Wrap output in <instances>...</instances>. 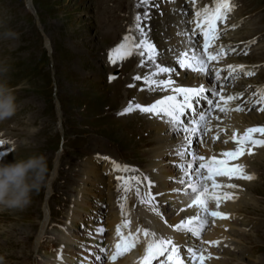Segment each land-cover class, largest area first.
<instances>
[{"label": "rangeland", "instance_id": "obj_1", "mask_svg": "<svg viewBox=\"0 0 264 264\" xmlns=\"http://www.w3.org/2000/svg\"><path fill=\"white\" fill-rule=\"evenodd\" d=\"M114 1L117 0H32L33 11L26 0H0V82L14 90L17 104L15 114L0 122V138L8 140L11 149L19 146L2 162L43 155L48 165L40 190L33 192L26 207L0 210L4 214L0 217V256L3 257L0 264L36 263L37 252H31L26 261L17 260L14 255L21 251L23 242H28L29 233H33L29 242L36 241V226L39 229V223L45 218L41 206L47 201L46 181L54 184L58 175L54 190L48 196L53 213V222L47 229L50 233L64 225L65 214L74 203L85 163L92 157L87 151L89 146L93 150L105 149L108 157L121 159L118 164L125 168V161L147 167L151 160L145 157L156 139L145 128L146 117L134 119V113H131L127 119L117 120L107 111L110 106L115 112L119 108L117 98L128 93L125 76L110 84L114 70L106 65V58L111 55L108 46L113 44L114 31L119 27L115 25L120 14H115L112 9ZM245 2V26L251 22L253 25L248 31L243 30L244 34H240L238 40L261 36L260 51L253 52L252 60L260 63L264 61V0ZM112 23L113 29L110 28ZM249 31L260 33L248 37ZM117 70L119 75L121 69ZM260 70L261 75L256 81L262 84L264 66ZM134 94L135 89L134 92L131 90L130 97ZM259 122H264V116ZM28 130L33 132L32 136ZM59 155L60 174L57 168L51 179ZM258 156L262 159L255 157L250 165L259 170V178L250 183L253 186L249 184L248 192L257 191L259 195L253 194L251 204L240 206L238 212L242 217L239 226L234 228L237 230L242 223L246 226L235 242L226 244L225 248L229 250L223 251L225 259L220 264H264V152ZM77 170L82 174L76 175ZM112 193L113 197L118 194L113 189L110 195ZM105 199L112 205V200ZM123 203L127 209L133 206L127 204V200ZM51 244L43 245L42 250L46 247L45 250L53 253L56 248H51Z\"/></svg>", "mask_w": 264, "mask_h": 264}, {"label": "bare ground", "instance_id": "obj_2", "mask_svg": "<svg viewBox=\"0 0 264 264\" xmlns=\"http://www.w3.org/2000/svg\"><path fill=\"white\" fill-rule=\"evenodd\" d=\"M26 1L29 8H31L34 11L35 9L32 4V0H26ZM252 25L253 22L249 23V25L245 27V30L247 29L248 31V29L250 28V26L252 27ZM235 32L236 31L230 32L228 36L235 35ZM255 33L258 34L260 32L258 31L247 32L248 37H252ZM240 34H244L243 31ZM237 37L238 38L240 37L239 32L237 33ZM171 38L172 39L168 40L167 42H155L157 44L156 45L157 49L160 50L162 55H164V53L170 52L169 54H173V56L176 57L177 54L181 53L180 50L182 49L187 50L186 48H188L189 42L192 39V38L188 39L187 35L184 34V32L182 31L181 32L178 31L177 35L171 36ZM245 39H247V37ZM239 40H243V39L240 38ZM235 41H238V39H236ZM187 53H188V57L192 58L193 54L191 53V51H188ZM211 64L212 61L209 62V65ZM182 70L187 72V70L185 69ZM236 71H241V70L237 69ZM196 73H197L196 77L194 76L195 77L194 80L196 81L193 83L187 82L182 78L175 79V81L178 85H185L186 87H195L197 83L204 84L207 87L208 81L206 79V75L204 73H198V72ZM146 92H147V87L140 88L138 94V99L140 101L144 102L146 99L152 97V96L146 97L145 96ZM170 93H171V89H162V91L154 97L153 101L157 100V98H159L160 96L168 95ZM177 99H181V96L179 98L177 97ZM133 115L135 117L138 116L136 113H134ZM263 116L262 117L257 116L255 115V113L245 115L243 112L234 111L232 114L229 115L228 121L227 119L222 118L221 123L217 127L212 128L211 129L212 131L205 136L203 141V147H204L203 149L210 156L216 155L225 158L226 156L224 155V153L227 150H223L221 148L222 147L221 143L222 140H228V137L230 135V133L225 130L226 129L230 130L231 135L233 133L239 135V132L236 130V127L234 126L242 125L243 128L255 127L254 123L259 122V120H261ZM207 126H209V124H207ZM145 128L149 129L150 132L153 134L152 136H155L156 139V144L154 146L152 145L153 147L147 150L148 153L146 152L147 156L145 158H148V160H150L151 158V164L149 165V170L153 171L155 177L154 179L156 183L155 187L156 189H158V191L156 190V193H162L166 197V199L164 200L162 198V195H158L159 197H157L156 200V201H160V204L157 207H160V211L163 213V216L158 215L156 212L152 211V209L156 206L154 205L151 206L149 204L143 203L142 200L139 198V196H137L135 193L127 192L126 194L125 193L120 194L118 192V194L115 197L112 196L113 193L110 195V191H112L113 189L112 183L110 182L111 178H108L109 181L105 182V187L102 188L100 184H102L104 180H102L101 177L102 173L100 170L102 165L106 163V160L103 157L106 156V154L102 153V155H98L97 154L98 152H96L98 150L95 149L93 150L92 146H89L87 151L88 153L92 154V157L88 159L85 163L84 170L82 171L83 175H81L83 176V180L79 179V183H78L79 185H77L78 186L77 196H75L74 203L67 210L65 214L66 220L63 221L64 225L62 226L59 225L57 229L54 228L50 233L47 232V229L51 225V222L53 220L52 219L53 213L51 212V205H50V201H48L49 199L48 196L51 195L54 190L53 188L56 183V179L58 177L57 175L54 184L51 183V181L49 182L46 181V186L48 187L47 188L48 195L46 197L47 201L42 206L39 205L42 207V211L45 212V218L41 221V223H39V229L36 226V230H37L35 234L36 241L33 244H31L32 242H29L33 239V233L32 232H31L32 234L29 233V235H27L28 242L26 243L23 242L24 246L22 245L23 247L21 251H18V254L14 255L16 256L17 260L25 259L26 261V259L30 256L31 252L38 253V256L36 257L37 260L35 259L36 260L35 264H89L90 260L91 259L94 260L96 259V257H100V259L103 260L104 259L103 255L107 254V251L105 253L103 252L104 250H101L100 252L97 251V248L99 246L104 248V244H102V242L101 243L97 242L98 239L101 237V232L97 231L99 227L95 225V223L93 222V218L96 215H98V210L95 209V207L97 206L96 202H98L100 199L102 200L105 197H107V199L112 200V205L110 204L111 217L110 219L108 218L107 220L108 225L106 226L111 234L110 235L111 244H109L110 249L108 251L109 256L113 251H115L116 242L120 238L117 235V231H116L117 226L118 225L123 226L124 221L128 220L130 221V224L128 226L122 227V231L124 233H127L130 230L135 231L137 227H141V228L146 227L149 228L151 231L156 232L158 236L170 237L174 241H179L180 243L185 242L187 244V248L185 255H183V257L188 256L185 258L186 259L185 263L187 264H192V259L187 252L188 248H193L192 243L196 245L193 249H197L198 251H203L206 257L203 264H220V262L225 259V254H223V251L228 252L227 250H229L225 248L226 244L228 242H235L236 241L235 238L241 234L239 232H243L244 227L246 226L245 223H242L241 224L242 226L239 227L237 230H235L234 228L236 225L239 226V220L237 216L239 218L241 217V215L238 212L240 210V206H242V204L244 203H245L244 205L246 204L249 205L253 201V198L248 194L249 192L245 191L241 187L243 183H247L249 180L237 179L236 184L239 185L238 188H231V187L218 188L216 190L217 194L222 193V190H224L223 193L225 197H228V195L231 194L229 198L221 199L219 203V207L216 206L215 200L208 201V205L211 210L222 211L224 213L229 214L226 218L212 217L211 215H207L206 216L207 222L200 230V236H195L192 233L180 232L175 228L170 227V225H174L178 223L181 219H186L189 215L205 216L202 209L185 207V204L191 203V199L189 196V193H191L190 188H187L186 191H180V192L172 191V189L174 188L184 189L186 187V184L193 183L194 181L197 180V178L194 175L183 176L181 169L179 168V164L181 163L185 164L186 162L189 161L186 159L191 158L188 155V153H185L182 157H178L177 155H175L177 151H181L180 145L183 143L182 135L184 134L175 132L173 125L167 122L166 117L165 119L162 120L154 116V119H151V121L146 123ZM199 128H200V124H199ZM221 132L223 133V137L222 140L218 141L220 145L218 147H212L211 143L214 140H218L217 136H220ZM27 133H29L30 136L33 135V132L30 130H28ZM213 137H217V138L214 139ZM198 138H199L198 135L190 137L191 141L194 143L193 150H195L198 155H203L206 157L207 155H204L203 151H201L200 148L201 143L199 144ZM4 141L5 144L0 145V153L4 152V154L7 155L8 152L11 150V144L9 143L8 140H4ZM233 143L234 140L232 139L227 143L229 147L228 150H232L235 147L233 146L234 145ZM149 144H152V142H149ZM189 148L191 147L189 146ZM258 148L259 147L256 148L252 147L251 153H254V151L257 150ZM261 152H264L263 145L259 149V151H257V154L253 155L254 156L253 158L255 159V157L257 156L260 159L261 157L258 156V154H260ZM60 156L61 155H59V158L57 157L55 160V168L50 175V177L52 176L51 179H54L55 176L54 173L56 172L57 168L59 169L58 174H60V165H61ZM247 157L248 155L242 158L241 161L244 162L243 160H246L245 158ZM248 161L249 160L247 159L246 162L244 163H247ZM185 167H187V163L185 164ZM243 168L245 170V167ZM82 173L80 170H77L76 175H80ZM178 174L181 175V179L182 177H184V179H192V180L185 181V185H181L179 183V180H176L177 177L179 176ZM218 179H221L225 184L228 183L233 184V182L231 180L229 181L227 177L218 178ZM161 181L163 184H160ZM125 184L126 185L128 184L127 180ZM245 185L250 186L249 183ZM169 192H171L173 196H170ZM127 195L130 196L131 198L129 197L128 199ZM115 198H116V202H114ZM126 200H127V204L133 205L130 206V209L124 207L126 203L123 202H126ZM164 202H167V204L170 203L171 206L176 207L178 209L175 210L173 207L168 208L167 206H165L166 203ZM257 203L258 200L255 201V206H257ZM116 204H119L118 207L116 206ZM2 215L4 214L0 212V217H2ZM165 220L168 221L167 224L164 222ZM33 226H35L34 223ZM214 241H217L218 243H211ZM137 242H143L142 234L140 236L139 241ZM54 243H58V247L55 249L53 253L45 250L46 247L44 250H42L43 245L47 246L48 244H51L52 247ZM97 244L98 246H96ZM229 245H231V243ZM200 246H203V248L202 247L198 248ZM138 253L141 255L143 254L142 248L138 250ZM127 257L128 255H126V257L119 256L116 261H111L109 259L110 260L109 264H123V262L126 260Z\"/></svg>", "mask_w": 264, "mask_h": 264}, {"label": "snow or ice", "instance_id": "obj_3", "mask_svg": "<svg viewBox=\"0 0 264 264\" xmlns=\"http://www.w3.org/2000/svg\"><path fill=\"white\" fill-rule=\"evenodd\" d=\"M143 3H147V0H142ZM195 3V0H193ZM235 5L232 0H215L214 7L203 6L201 9L195 12V25L196 28L200 29L203 33V53L199 58H195V53H193V58L188 57V53L185 52L183 56L177 54V62L179 68L185 70H193L198 73H204L206 75H212L215 73L217 81L221 79V70L218 67H209V62L219 61L221 56L224 55L223 49L217 51L211 47L212 42L218 38V21H226L228 14L233 11ZM147 13L142 17L140 14L136 16L135 27L141 31V39L138 43H121L111 50V55L109 60L112 63H116L117 58L123 60L125 57L132 55L133 49L139 52L141 57L147 56L149 63H153L157 60V48L154 43H152L148 38L146 32L143 30L141 25L142 19H148ZM193 35L195 33L193 32ZM125 41H128L130 37H125ZM191 39V37H189ZM141 64L144 60L141 59ZM228 69L235 73L237 69L245 71V65H227ZM156 73L167 74L165 79H149V77H143L146 85L151 89L153 85L156 88L171 89L172 95H164L161 99L155 100L150 104H140L136 103L133 105L129 103L128 107L123 109V113H129L133 111V108L139 109L144 113L154 115L160 119L167 118V122L174 127V131L177 133H182L183 143L180 145L181 151H177L175 155L182 157L185 153L190 154L191 159L187 162V167L185 164H179L183 176L194 175L197 180L193 183L186 184L184 189L174 188L172 191L180 192L186 191L187 188L191 189L189 193L191 203L185 204V207L189 208H199L202 209L205 216L199 215H189L186 219H181L178 223L170 225V227L183 233H192L195 236H200V230L204 226L206 221V216L211 215L212 217L226 218L229 214L222 211H213L209 208L208 201L215 200L216 206L219 207V203L222 198L225 197L223 193L217 194L218 188L231 187L238 188L239 185L228 183L225 184L221 179L227 177L229 181L235 177L237 179H254V174L247 173L243 166L239 163L229 164L228 161H236L240 156L244 155L245 150L251 152V148H248L250 144L264 145V139H256L253 134L260 133L264 136V126H256L247 128L242 135H237L235 133L230 137L232 140L238 142L239 147L234 148V150H228L224 153L227 159L218 158L216 155L206 158L203 155H198L195 150L189 149L192 141L190 137L196 135L199 129V124L201 121L205 122V130L207 129V113L204 111L197 112L195 108V103L201 98L207 101L209 110L213 108L220 109L221 112L225 110L227 102H231L237 99L234 95L224 94V89L222 87L217 89H212V94L214 97H218L215 100L209 96L210 89L204 84H200L196 87H185L183 85H178L176 81L172 78L174 75H179L176 68L165 67L161 64H156ZM247 75L251 76L253 73L251 71L247 72ZM137 80L141 79V76H136ZM181 96V99H177V96ZM242 95V93L240 94ZM221 102H225L222 104ZM261 103V101H257ZM237 109H240V104L236 105ZM186 110H191L187 112ZM122 113V114H123ZM195 114V115H193ZM191 115V121H188V116ZM198 117V119H197ZM186 121H188L186 123ZM192 125V126H189ZM214 139L217 137H213ZM5 144L3 139H0V145ZM3 153H0L2 155ZM196 167H193V165ZM191 170V171H189ZM118 179H120L118 177ZM147 180V186L149 188L148 195L150 199L146 201L151 203L155 196L163 195L162 193H152L151 185L154 183L152 180L145 177ZM179 183L185 185V180L180 179ZM139 196L140 193L137 192ZM231 194H229L230 196ZM144 202V201H142ZM166 203V202H165ZM160 204V201H157ZM152 211L156 212L158 215L163 216L160 211V207H154ZM166 224L167 220L164 221ZM130 221L125 220L124 225L117 226V235L120 237L115 245V251H113L108 259L111 261H116L119 256H122L125 252L129 251L131 248L136 246L137 241H139L141 234L143 235L144 242V255L140 258V264H153L154 261L157 264H185V258L181 255V244L179 241H174L170 237L158 236L156 232L151 231L146 227H137L135 231H128L124 233L122 227L128 226ZM97 231L103 232L104 229L101 227ZM211 243H218L217 241ZM187 252L192 259V264H203L206 257L203 251H198L197 249L188 248ZM210 255V254H209ZM100 259V257H97Z\"/></svg>", "mask_w": 264, "mask_h": 264}, {"label": "clouds", "instance_id": "obj_4", "mask_svg": "<svg viewBox=\"0 0 264 264\" xmlns=\"http://www.w3.org/2000/svg\"><path fill=\"white\" fill-rule=\"evenodd\" d=\"M16 96L5 82H0V120L15 114ZM48 165L43 155L0 163V210L23 209L39 191L46 178ZM0 260L3 257L0 256Z\"/></svg>", "mask_w": 264, "mask_h": 264}]
</instances>
